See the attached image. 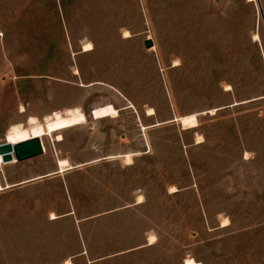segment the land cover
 <instances>
[{
	"label": "rangeland",
	"instance_id": "374dc122",
	"mask_svg": "<svg viewBox=\"0 0 264 264\" xmlns=\"http://www.w3.org/2000/svg\"><path fill=\"white\" fill-rule=\"evenodd\" d=\"M75 109L0 163V264H264V0H0L1 143Z\"/></svg>",
	"mask_w": 264,
	"mask_h": 264
},
{
	"label": "bare ground",
	"instance_id": "6f19581e",
	"mask_svg": "<svg viewBox=\"0 0 264 264\" xmlns=\"http://www.w3.org/2000/svg\"><path fill=\"white\" fill-rule=\"evenodd\" d=\"M125 33H126L125 37L127 38L131 37L130 33L128 32H125ZM83 50L84 52L91 51L92 44L91 43L85 44ZM92 115L95 120H101L103 118L117 116L118 111L112 105H107L99 109H95ZM85 121H86V115L78 109L67 111L65 114L61 112H55L52 116L48 117L44 122H40L37 118L30 117L27 122L29 127L26 128L22 125L13 127L12 131L8 135L7 140L4 143L18 145L23 142L30 141V139L32 138H40V140L42 141L43 138L48 137L54 133H61V132H64L66 129L80 126ZM61 140H62L61 135H58V141H61ZM0 145H1V141H0ZM125 157L128 159H131L130 158L131 156L129 154L125 155ZM16 162L18 161H16L14 157L12 163H16ZM0 163H4L2 161L1 155H0ZM4 164H10V163H4ZM59 166H60V169L62 170L61 172H65L66 170L72 169V166L69 164L67 160L60 161ZM0 190H3V187L1 184H0ZM142 201H143V196H139L138 202H142ZM52 219H56V216L53 215ZM223 223L226 224V222H223ZM150 241H151L150 243H154L156 241V238L152 236L150 238ZM185 264H196V262L195 260L188 259V260H185Z\"/></svg>",
	"mask_w": 264,
	"mask_h": 264
},
{
	"label": "water",
	"instance_id": "95a60500",
	"mask_svg": "<svg viewBox=\"0 0 264 264\" xmlns=\"http://www.w3.org/2000/svg\"><path fill=\"white\" fill-rule=\"evenodd\" d=\"M144 46L147 49L153 48L154 42L151 39H148L144 42ZM42 145L40 138H32L30 141L18 145L1 143L0 155L2 156V161L4 163H12L14 157L16 161L24 162L31 158L43 155Z\"/></svg>",
	"mask_w": 264,
	"mask_h": 264
},
{
	"label": "crops",
	"instance_id": "0c3cea01",
	"mask_svg": "<svg viewBox=\"0 0 264 264\" xmlns=\"http://www.w3.org/2000/svg\"><path fill=\"white\" fill-rule=\"evenodd\" d=\"M15 164H18V163H15ZM37 179H31V181H29V182H27V183H21V184H15V185H13V187H17V186H21V185H25V184H28V183H31V182H33V181H36ZM12 187V188H13ZM136 205H139V204H137V202L135 203ZM68 215H73L71 212H69V213H67V215L66 216H64V217H68ZM60 218V217H59ZM58 218V219H59ZM58 219H56V220H58ZM53 221H55V220H53ZM84 221H86V220H84ZM78 223L79 222H82V221H77ZM150 237V236H149ZM149 239V238H148ZM153 245V244H152ZM147 246H150L149 244H147ZM140 248H142V247H140ZM140 248L139 249H137V250H140ZM88 249L85 247V250H82L80 253H78L76 256H74V258L75 257H83V256H85L86 254H88ZM104 259H107V257H105ZM103 259V260H104ZM99 261H101V260H93V261H90V263L91 264H94V263H96V262H99Z\"/></svg>",
	"mask_w": 264,
	"mask_h": 264
}]
</instances>
